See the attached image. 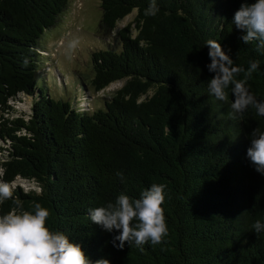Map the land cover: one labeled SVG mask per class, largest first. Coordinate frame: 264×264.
Instances as JSON below:
<instances>
[{
  "label": "trees",
  "instance_id": "obj_1",
  "mask_svg": "<svg viewBox=\"0 0 264 264\" xmlns=\"http://www.w3.org/2000/svg\"><path fill=\"white\" fill-rule=\"evenodd\" d=\"M68 3L0 0V142L8 145L0 182L36 186L14 189L0 215L40 203L50 211L48 227L80 244L93 264H264V231L252 227L264 223V175L247 157L264 116L251 107L235 116L231 87L227 102L208 89L215 74L206 42L214 40L234 66L260 61L246 87L264 101V54L232 22L242 0H156L154 17L144 15L151 0H100L105 35L135 18L118 32L119 51L94 57L93 77L79 85L83 96L63 101L47 91L49 56L39 41ZM122 81L91 111L88 93ZM19 95L31 99L27 117L10 104ZM152 184L166 185L168 236L142 250L134 242L119 249V233L91 222L89 210L121 193L138 199Z\"/></svg>",
  "mask_w": 264,
  "mask_h": 264
},
{
  "label": "clouds",
  "instance_id": "obj_2",
  "mask_svg": "<svg viewBox=\"0 0 264 264\" xmlns=\"http://www.w3.org/2000/svg\"><path fill=\"white\" fill-rule=\"evenodd\" d=\"M159 11L156 0H151L144 15L154 17ZM232 22L245 33L242 41L246 44L257 42V51L264 54V0L252 3L242 0ZM76 45V41H71L68 47L74 49ZM206 46L211 61L207 68L215 74L208 82L210 94L227 102L231 87L234 99L230 107L235 116H242L250 107L257 115L264 116V101L257 100L246 87L247 80L258 70L260 61H249L245 70L242 66H234V61L222 50L219 42L209 40ZM241 74L243 78L237 79ZM250 136L247 157L255 170L264 175V131L257 127ZM117 176L124 180L122 172H117ZM165 189L164 184H152L141 192L138 199L121 193L114 202L90 209L89 218L105 231L119 233L113 238L114 246L119 249H123L125 243L131 245L133 242L141 250L149 242L152 245L161 244L169 234L163 208ZM12 196V186L0 182V203ZM49 216V209L40 203L34 204V211L0 215V264H93L80 244L72 242L63 232L48 227ZM252 227L257 233L264 231V223L260 220H256ZM116 241H119L118 245ZM95 264H110V261L100 259Z\"/></svg>",
  "mask_w": 264,
  "mask_h": 264
},
{
  "label": "rangeland",
  "instance_id": "obj_3",
  "mask_svg": "<svg viewBox=\"0 0 264 264\" xmlns=\"http://www.w3.org/2000/svg\"><path fill=\"white\" fill-rule=\"evenodd\" d=\"M134 18L135 13L120 22L114 33L105 35L101 29L100 0H69L66 10L58 17L57 24L46 31L39 41L40 47L47 50L45 56H49L44 59L49 65L46 67V72L49 74L47 75L49 81L46 88L51 97L71 101L75 100L77 95L78 97L83 96L79 92V85L82 83L81 81L88 83L93 77L92 62L94 57H97L101 52L119 51L121 40L118 32L130 24ZM71 41L77 42L74 49L68 47ZM76 82H78L77 87ZM125 83L126 81L114 83L98 94L88 93V107L91 108V111L101 108L105 101L112 98L113 94L120 90ZM30 100L19 95L10 102L16 110V117L28 116L31 107ZM0 115H2L1 112ZM8 116L5 115L6 118ZM7 147L8 145L0 142V161L6 156V152L3 150ZM16 188L29 192L35 190L36 186L18 179L12 185L13 190Z\"/></svg>",
  "mask_w": 264,
  "mask_h": 264
}]
</instances>
